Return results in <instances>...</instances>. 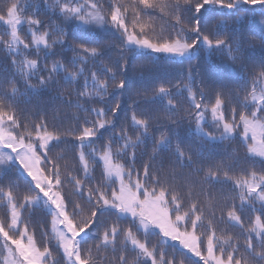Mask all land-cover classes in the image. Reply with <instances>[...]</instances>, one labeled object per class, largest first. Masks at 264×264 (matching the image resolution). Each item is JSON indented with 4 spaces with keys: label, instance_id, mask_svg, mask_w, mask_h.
Returning <instances> with one entry per match:
<instances>
[{
    "label": "snow or ice",
    "instance_id": "6c2138e0",
    "mask_svg": "<svg viewBox=\"0 0 264 264\" xmlns=\"http://www.w3.org/2000/svg\"><path fill=\"white\" fill-rule=\"evenodd\" d=\"M43 6L63 23L42 26L39 0H7L0 8V53L12 67L6 83L0 77V264H264V169L236 173L232 157L217 159L214 151L239 140L264 164V57L249 67L241 35L248 14L254 19L259 9L264 17V0H43ZM107 36L119 41L116 68L125 72L128 53L153 63L225 56L229 71L240 65L244 82L234 90L236 103L223 88L208 102L204 79L198 84L191 67L129 94L128 82L103 63L114 46L102 41ZM57 48L73 53L68 66L41 61V52L49 57ZM61 78L67 87L56 89ZM49 90L75 109V128L50 126L44 109L36 119L21 114L22 99L30 103L29 95ZM114 91L122 100L106 106ZM141 103L149 107L138 114ZM52 111L56 119L60 109ZM184 121L199 148L181 139ZM67 137L77 142L74 162L51 155ZM149 140L145 160L139 150ZM34 209L46 214L39 228L32 226ZM155 237L158 244L151 243Z\"/></svg>",
    "mask_w": 264,
    "mask_h": 264
},
{
    "label": "trees",
    "instance_id": "16d2710c",
    "mask_svg": "<svg viewBox=\"0 0 264 264\" xmlns=\"http://www.w3.org/2000/svg\"><path fill=\"white\" fill-rule=\"evenodd\" d=\"M7 3V0H0V8H3L4 4ZM41 5L40 11L38 13V17L42 21V26L47 27L55 22L56 24H62L63 21L58 17L51 15L46 12L43 6V0H39ZM29 10V14H30ZM226 11V10H224ZM264 19L260 15L259 9L255 14V18L253 19L251 14H248V18L245 23L241 26V35L244 39V47L246 49L245 52V63L249 65V67L253 65H258L264 57V45L261 44L260 41V30L264 27V24H261V20ZM163 21H157V24H163ZM21 35L27 36V26H22ZM2 32V29H0ZM107 40L110 44L114 45L112 47H108L105 49V58L104 64L113 67L114 71H117L118 76H122L130 87V93L136 90H144L150 89L155 86L159 82L167 81V80H176L182 72H185L189 67H191L193 74H199L197 77V82L199 84V79L202 77L204 79V90L205 94L208 97V102H211L214 91L217 88H223L226 95H232L233 100L231 104L236 103V96L234 90H238L243 86V80L240 79L239 76V67L237 64L235 67L237 68V72L229 71L225 65L229 63L227 58L222 55H213L210 59L201 57L199 62H191V64L187 61L184 63H179L175 61H170L168 59L159 60L155 63L151 62L147 56L138 55L134 53H128L126 56L127 61V71L117 70L116 65L118 61H121V53L119 47V41L113 39L110 36L102 37V41ZM56 55H49V57H45L44 53H40V59L42 62L46 61L50 66L53 60H61L68 66V61L71 60L73 53L71 51H62L57 48ZM122 62V61H121ZM143 66V67H142ZM89 67H92L90 64ZM7 68L5 72L3 69ZM96 71H100V66L96 65ZM12 75V67L8 58L3 53H0V77H3V82L6 83L7 78ZM249 78H250V74ZM18 81V86L23 90V83ZM35 83V80H33ZM56 89L66 88L63 79L59 80V83L56 84ZM75 87V86H74ZM71 90V89H70ZM129 94H126L129 95ZM57 95L55 90L49 91H41V94L38 96L29 95L26 100L30 101L25 102L23 99L19 104V110L24 116H31L33 119H36L39 116L40 110L44 109L47 111L49 124L55 125L57 128H75L78 124L77 121L73 120L72 113L75 112V109H69L65 107L60 100L53 99ZM240 98L243 97V93H240ZM114 100H122V97L113 92L106 100L105 105L110 106ZM184 108H188L190 105L185 100L183 102ZM148 105L141 103L140 107L137 109V113L140 114L142 112L147 111ZM53 108H59L60 112L56 115V119H53ZM130 108V103L125 105V114H128ZM225 115L228 116L230 114V104L226 103L225 106ZM239 111V108H237ZM85 117L81 115V120ZM89 119L91 117H88ZM210 119V118H209ZM124 120V116H120V121ZM190 125L187 121L182 123L179 131L181 134V139L183 140L185 145H192L196 148L200 147V142L197 137L191 136L188 134V128ZM118 130V129H117ZM210 130V129H206ZM156 136H159V132L153 133ZM77 142L73 140L71 137H67L66 143H60L56 149L51 153V155L62 154L68 157L70 162H74V157L76 155L75 144ZM175 143V141H174ZM99 147V145H97ZM210 147V146H209ZM152 143L149 140L146 142V146L141 148L139 152L147 153L144 156V159L147 160L148 155H151ZM207 151V147L205 149ZM215 157L217 159H222L226 157H232L235 172L239 173L244 169H255L257 171L264 169V164H262L259 158H250L246 153L244 146L236 140L234 142H224L223 144H217L215 146ZM138 152V155H139ZM13 174H15V169H13ZM99 175V173H97ZM23 184V180H21ZM217 187H220L219 185ZM224 191L229 194H233L231 186L225 185ZM2 211H0V215H2ZM248 215L245 214L244 219L247 222ZM46 219V214L43 209H34L32 213V226H37L39 228L40 225L44 223ZM233 234L236 233L233 230ZM151 243L158 244L159 238L155 237L151 240Z\"/></svg>",
    "mask_w": 264,
    "mask_h": 264
},
{
    "label": "rangeland",
    "instance_id": "374dc122",
    "mask_svg": "<svg viewBox=\"0 0 264 264\" xmlns=\"http://www.w3.org/2000/svg\"><path fill=\"white\" fill-rule=\"evenodd\" d=\"M56 149V148H55Z\"/></svg>",
    "mask_w": 264,
    "mask_h": 264
}]
</instances>
